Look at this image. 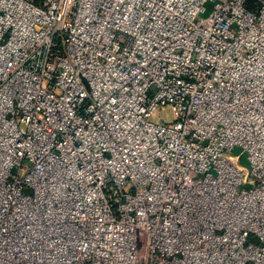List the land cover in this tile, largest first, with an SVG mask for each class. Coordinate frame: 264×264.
<instances>
[{
  "label": "built area",
  "instance_id": "2783aa9c",
  "mask_svg": "<svg viewBox=\"0 0 264 264\" xmlns=\"http://www.w3.org/2000/svg\"><path fill=\"white\" fill-rule=\"evenodd\" d=\"M0 264H264V0H0Z\"/></svg>",
  "mask_w": 264,
  "mask_h": 264
},
{
  "label": "rangeland",
  "instance_id": "374dc122",
  "mask_svg": "<svg viewBox=\"0 0 264 264\" xmlns=\"http://www.w3.org/2000/svg\"><path fill=\"white\" fill-rule=\"evenodd\" d=\"M210 11H211L210 5L206 4V14H208ZM238 152L239 151L237 149L234 151L235 154H237ZM239 163L244 168H247V169L249 168V164H248V161H247V156L245 154L240 156Z\"/></svg>",
  "mask_w": 264,
  "mask_h": 264
}]
</instances>
